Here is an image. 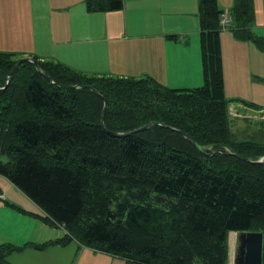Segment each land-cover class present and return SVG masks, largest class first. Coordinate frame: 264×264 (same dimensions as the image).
Here are the masks:
<instances>
[{"label":"trees","instance_id":"1","mask_svg":"<svg viewBox=\"0 0 264 264\" xmlns=\"http://www.w3.org/2000/svg\"><path fill=\"white\" fill-rule=\"evenodd\" d=\"M123 3L85 0L99 12ZM197 7L203 82L196 87H168L143 75L87 76L36 57L40 70L23 61L5 86L19 57L0 50V153L6 155L0 175L45 212V223L65 228L64 239L37 250L77 240L137 264H228V233L256 231L264 264V163L246 160L264 156V141L232 132L223 10L217 0H197ZM229 12L237 39L264 45L251 29L253 0H233ZM149 122L157 123L110 133ZM208 147L230 153L207 155ZM28 245L0 243V264Z\"/></svg>","mask_w":264,"mask_h":264},{"label":"crops","instance_id":"2","mask_svg":"<svg viewBox=\"0 0 264 264\" xmlns=\"http://www.w3.org/2000/svg\"><path fill=\"white\" fill-rule=\"evenodd\" d=\"M4 3L8 7V9L4 8L3 12L4 22L6 21L5 28L8 44L16 46V49H10V52H16L18 54L17 57L31 56L40 60H53L63 64H66V61L62 58L90 59V57H85L80 53L69 54L66 52L60 54L61 57L55 53L53 55L54 58L46 59L45 56L47 55L43 54L47 53L39 52L56 51V46L58 45L65 46L61 50L69 49L74 51L73 47L75 46L78 50L80 47L77 44L82 42L85 45L88 39L87 36L91 31L94 34L93 48L104 47L95 56V60L101 62L99 59L102 56L103 62L109 60L114 64L112 68H106L107 71L117 72L119 76H136L143 75L146 72L145 67L138 64L136 60L143 55L151 57L156 54L157 51L153 44L155 39V42L160 43L158 50L163 55L164 69L167 66L177 65L184 69L185 72V76H176L178 74H175V76L168 77L169 74L165 73V71H155L154 76L158 82H162L168 87L179 88L194 87L202 84L198 27L189 28L179 24L177 28L169 29L164 21L162 22L164 26L160 25L161 22H158L155 18V10L165 12L160 9L158 2L155 4L153 0H124L121 9L106 12L88 10L85 0H4ZM217 3L221 10L230 11L233 0H228L225 3L222 0H218ZM196 4L197 0H184L180 4L181 13L185 21L193 14L197 22V15L195 14ZM13 6H16V9ZM28 10H31L29 16L23 14L22 11ZM54 10L58 13L55 18L52 15ZM116 12L122 13L126 17L125 27L119 29L117 22L107 20L102 29H88L90 25H87V21L92 22L93 19L96 20V18H100L105 13ZM253 12L252 32L264 38V32L260 33L258 29V27L264 26V0H253ZM24 15L26 18H22ZM83 17L86 23L84 21L81 22ZM135 22L141 26L131 28L129 32L127 27ZM82 23L85 26L82 27ZM253 23H256L255 27ZM72 29H74L75 35L71 34ZM169 34H177L178 38L176 40L170 39L167 36ZM187 35L189 42L185 44L183 40ZM135 36L142 37L134 38ZM157 36L163 37L164 44L160 37ZM179 42L185 46L183 50L189 53L185 59H179L174 55L175 45ZM252 42L237 39L231 30H222L220 32L225 96L241 95L242 99L253 100L254 97H259L264 93V45L260 47ZM117 46L122 48V52L113 50ZM86 48L92 47L89 45ZM184 72L179 73L182 74ZM105 75L113 74L108 72ZM238 106L245 109L243 104H238ZM262 106L260 105L261 108ZM229 113L240 116L239 110L234 106L229 107ZM260 114H264V111L260 112ZM257 117L261 116L258 115ZM262 117L264 118V116ZM2 193L4 194V192ZM5 198L7 200L6 196ZM4 208L6 207L0 202V243L9 242L15 245H23L27 242L40 241L44 237V231L37 235L25 233V230L20 225L11 221L5 215ZM229 234L230 247H228V250L230 249L231 253L238 244L240 245V241L238 242V232L231 231ZM46 240L48 239L44 241ZM66 244H68L66 248L61 249L60 245H58L50 247L48 249L49 252L46 254L44 251L42 252L54 259L56 264H71L69 257L74 258V263L76 262V264H90L91 257H95L98 254H106L93 251V249L87 247H82L80 251H77L78 246L73 244V241ZM230 257L231 255H229L228 262ZM112 259L111 262L115 263L116 258ZM120 260L124 261V259Z\"/></svg>","mask_w":264,"mask_h":264},{"label":"rangeland","instance_id":"3","mask_svg":"<svg viewBox=\"0 0 264 264\" xmlns=\"http://www.w3.org/2000/svg\"><path fill=\"white\" fill-rule=\"evenodd\" d=\"M183 1L184 0H153V3L157 4L158 2L160 9L165 12L163 13L159 10H155V18L158 22H161L160 25H163V26L164 24L162 22L164 21L165 25L169 29H175L179 26V24H181V26H186L189 28L198 27L197 33H198L199 55H200L201 81L203 82L202 61H201L202 50H201V43H200L198 17L196 16L197 18V22H196L195 16L192 14L185 21V18L183 17L181 13V6H180V4L183 3ZM222 1L225 3L228 0H222ZM13 7L16 9V6H13ZM4 8L8 9L7 4L4 3V0H0V50L10 51V49H16L15 48L16 46L8 44V39H7L8 36H7L6 28H5L6 21L4 22V13H3ZM22 12L23 14L29 16L31 10L22 11ZM197 12H198V7L196 4V12H195L196 15H197ZM25 15L22 16V18H26ZM52 15L54 16V18L58 16L57 11L54 10ZM84 19H85L84 17L83 19L81 18V22L84 21ZM107 20H110L112 22H117V24L119 25V29L126 26V17L124 16V14L116 12V13H105L100 18H96V20L93 19L92 22L87 21V25H90L88 29L90 28L102 29L103 26L105 25V21ZM84 23L86 22L84 21ZM81 26L83 27L85 25L82 23ZM140 26L141 25L139 23L135 22L131 24L130 26H128L127 28H128V31L130 32L131 28H137ZM253 26L255 27L256 23H253ZM231 29H224V30H231ZM251 29H253V27ZM258 29L260 33L264 32V26L258 27ZM71 34L75 35L74 29H72ZM137 37H142V36H135L134 38H137ZM157 37H160V40L164 44V40H162L163 37L162 36H157ZM179 37L181 36L179 35ZM87 38H86L87 42L85 45H83L82 42L81 43L79 42L77 44L78 47H80V49L78 50L76 49V46L73 47L74 51L69 50V49L61 50L62 48H65V46L58 45L56 46V49H57L56 51L39 52V53H47V54H43V55H47L45 56L46 59L54 58L53 55L55 53L56 55H59V56L60 54H63L65 52L69 54H79L80 53L85 57L86 56L90 57V59L81 58L79 60L78 58H75V59L62 58L66 61L65 65L73 68L74 70L80 71L87 76L105 75L108 72H110L113 75H119L117 72H113V71L111 72V71L106 70V68H112V66L114 65L113 62L109 60H105L104 61L105 63H104L102 56L99 59L102 63L95 60V56L104 47L93 48L92 43L94 41L93 40L94 34L91 31L88 34ZM241 41L252 42L251 39H245ZM154 42H155V39L153 40V44H154V48L157 51L156 54H154L151 57H147L143 55L142 57L136 60L138 64L143 65L145 67L146 72L143 74V76H149L156 80L154 73L155 71H159V70L163 72L165 71V73L167 72L169 74L168 77L175 76V74H178L176 76H185L184 69H182L180 66H177V65H174L172 67L167 66L164 69L163 55L158 50L160 43L159 42L154 43ZM183 42L185 44L189 42L188 35L185 36V39L183 40ZM89 45L92 48H86ZM175 46L176 48L174 49V55H176L177 58L185 59L189 55L188 52L183 50L185 46L182 43L179 42ZM113 50H118L119 52H122V48L120 46L113 48ZM179 72H184V73L180 74ZM140 75H136V76H140ZM225 97L229 100L228 108L230 106H234L237 110H239V113H240V116L231 114L232 116L230 117L231 130L232 132H234L236 137L240 139H253V140L264 141V118L262 117L264 116V114H260V112L264 111V93L259 97H254L253 100L242 99L243 97L241 95H232V96H225ZM244 101L249 102L250 104L247 105L244 103ZM238 104L245 105L246 112L248 113L245 112L244 108L239 107L240 105L238 106ZM260 105H263L262 108L260 107ZM258 115H260L261 117H257ZM209 150L211 151L214 149H211V147H208V151ZM0 159L1 160L6 159V155L3 152L0 153ZM258 159L264 160V156L262 155ZM0 190L4 192L5 196L7 197V200L5 201L0 200V202L4 204V207H6L4 208V213L11 221H14L18 225H20L25 230V233H27L28 235H37L40 232L44 231V237L40 241L27 242L28 244H31V245H28L26 248H24L20 252H15L9 255L6 264H56L54 259H52L50 256H47L45 254L49 252L48 249L50 247H56L60 245V248L63 249V248H66L68 244L66 243L63 244L64 242L55 243V244L53 243L52 245H50L49 247L41 251H38L34 247V245H38L44 242L45 239H48V240H53V239L58 240L62 238L64 239L65 228L63 227V225H60V224L50 225V224L45 223V221L41 219V217L45 215V212L36 203H34L30 198H28L24 193H22L17 187H15L3 175H0ZM20 209H24V210H20ZM73 244L78 246L77 251L78 250L80 251L82 247H85L84 245H81L77 240H73ZM227 245L228 247H230V234L229 233L227 237ZM42 251H44L45 254ZM98 252H101V251H98ZM239 253H240L239 244L236 246V248H234V251L232 250L231 253L229 249L228 258H229V255H231V257H230L228 264H236L237 258L239 257ZM112 258H116L115 263L111 262V260H113ZM119 258L120 257L113 255V254H109V253H106L105 255L98 254L97 256L90 258V264H133L125 260L122 261L120 260L122 258L120 259ZM69 260L71 264H76V262L74 263V258L69 257Z\"/></svg>","mask_w":264,"mask_h":264},{"label":"water","instance_id":"4","mask_svg":"<svg viewBox=\"0 0 264 264\" xmlns=\"http://www.w3.org/2000/svg\"><path fill=\"white\" fill-rule=\"evenodd\" d=\"M23 61H29L31 63H33L36 67L37 70H40V67L38 65V63L36 62V60L31 57V56H23L20 57L16 63L13 65L12 69L10 70V72L7 75V81L5 86L7 85L8 81L11 78V75L13 73V71L15 70V68ZM48 80H50V82L53 83V80L50 77H47ZM60 85L61 87H67V88H76L79 87L78 85H63V84H57ZM1 87L2 89L5 87ZM90 89H92L93 91H96L94 88H92L91 86H88ZM0 88V89H1ZM104 100V105H103V109L101 111V125L104 127V123H103V119H102V115L106 109L107 106V101L106 99L103 97ZM157 122H149L146 125L140 126L138 128H135L133 130H128L125 132H110L112 135H116V136H121V135H125V134H130V133H135L141 130H144L145 128H147L149 125L155 124ZM160 124V123H159ZM163 125V124H162ZM183 135L185 136V138H187L190 142H192V144H194L193 139L187 135L186 133H183ZM214 153H230V151L226 150V149H214L211 150L209 153H205L207 155H213ZM246 160H248L249 162L252 163H264L263 159H256V160H252L249 158H246ZM238 236H239V241H240V253H239V257L237 258L236 264H261L262 262V244H263V235L262 232H256V231H241L238 232Z\"/></svg>","mask_w":264,"mask_h":264},{"label":"built area","instance_id":"5","mask_svg":"<svg viewBox=\"0 0 264 264\" xmlns=\"http://www.w3.org/2000/svg\"><path fill=\"white\" fill-rule=\"evenodd\" d=\"M219 22L223 28H228L232 25L233 18L229 12L224 11V12H221L219 15Z\"/></svg>","mask_w":264,"mask_h":264}]
</instances>
